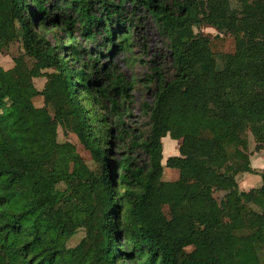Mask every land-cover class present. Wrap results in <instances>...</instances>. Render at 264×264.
Instances as JSON below:
<instances>
[{
	"label": "trees",
	"instance_id": "1",
	"mask_svg": "<svg viewBox=\"0 0 264 264\" xmlns=\"http://www.w3.org/2000/svg\"><path fill=\"white\" fill-rule=\"evenodd\" d=\"M150 22L167 64L141 80L153 98L134 131L133 84L116 59L146 52ZM202 25L233 51L218 55L194 32ZM16 42L13 67L0 66V264H264V171L248 191L238 185L249 137L264 151V0H0V51ZM59 126L93 169L57 143ZM165 137L180 143L164 165ZM164 167L197 185L165 181Z\"/></svg>",
	"mask_w": 264,
	"mask_h": 264
},
{
	"label": "rangeland",
	"instance_id": "2",
	"mask_svg": "<svg viewBox=\"0 0 264 264\" xmlns=\"http://www.w3.org/2000/svg\"><path fill=\"white\" fill-rule=\"evenodd\" d=\"M195 33H201L202 35L208 36L213 42V49L218 52V55L228 54L233 51L234 45L231 37L225 34H219L214 28L209 27L207 25H202L200 27L194 28ZM217 39L215 40V38ZM146 52L143 53L140 50V47H136L134 50L133 56L128 59H125V56L119 55L117 57V62L119 64V68L122 71L125 79L127 81L132 82L133 90L131 92L132 98L130 100V104H128L130 109V116L126 120V125L131 130H141L144 131L146 129V124L148 122V117L142 111V105L144 103L150 104L152 102V87L148 90L147 87L141 83L144 78V74L149 70V67L155 63H163L161 58L157 59L156 54H163L166 50L164 47L163 39L158 33L156 26L150 22L147 27L146 34ZM21 43L16 42L11 44L6 49H3L4 54H0V66L4 70H8L13 67V59L20 56L21 52ZM27 66L32 67L33 61L31 59H25ZM217 62H219V57L217 58ZM168 66V65H167ZM45 73L51 72V70L46 69ZM45 78L40 77L33 80L34 86L38 91H42L45 84ZM34 105L36 107H43V99L41 97H37L34 99ZM50 113L52 114L51 108H49ZM71 143L77 153L83 158L84 162L90 167L94 168V164L90 159L89 154L82 148L79 144L77 138L67 130H64L63 127L57 128V143ZM179 141L171 140L169 137H165L162 139V163L165 165V160L168 157L178 155V147ZM254 142L251 137H249V151L250 154V166L251 171L245 174L242 178L238 179L239 188L242 191L248 190L255 183L260 182L259 173L264 171V151L255 152L254 151ZM63 168H66L67 159H61ZM163 179L165 181H177L182 186L189 185H197V180L195 178H184L182 177L177 170H172L170 168L164 167ZM258 181V182H257ZM222 197V194H215V198L219 201ZM164 214L169 217L168 208L163 206ZM84 213L81 209L77 210L73 216L75 222L80 223L83 220ZM220 228L222 232V237L224 241L229 242L233 240L230 221L226 218L220 220ZM260 232V231H259ZM261 232L257 233L254 237V241L261 240ZM84 232L83 230L77 231V233L68 241V247L76 246L79 241L83 238Z\"/></svg>",
	"mask_w": 264,
	"mask_h": 264
},
{
	"label": "crops",
	"instance_id": "3",
	"mask_svg": "<svg viewBox=\"0 0 264 264\" xmlns=\"http://www.w3.org/2000/svg\"><path fill=\"white\" fill-rule=\"evenodd\" d=\"M246 174H247V173H246ZM244 175H245V174H244ZM244 175H243V176H244ZM243 176H242V177H243ZM257 182H258V181H257ZM257 184H258V183H255V184L252 185L249 189H251L252 187H254V186L257 185ZM238 185H239V184H238ZM239 189H240V188H239ZM249 189H248V190H249ZM248 190H246V191H248ZM241 191H242V190H241Z\"/></svg>",
	"mask_w": 264,
	"mask_h": 264
}]
</instances>
